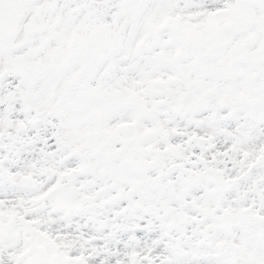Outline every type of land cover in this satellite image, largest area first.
Segmentation results:
<instances>
[{
    "label": "snow or ice",
    "instance_id": "1",
    "mask_svg": "<svg viewBox=\"0 0 264 264\" xmlns=\"http://www.w3.org/2000/svg\"><path fill=\"white\" fill-rule=\"evenodd\" d=\"M0 264H264V0H0Z\"/></svg>",
    "mask_w": 264,
    "mask_h": 264
}]
</instances>
